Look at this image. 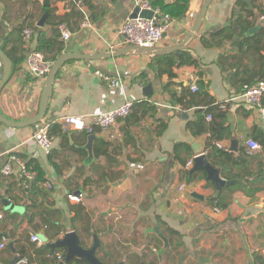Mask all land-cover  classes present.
Listing matches in <instances>:
<instances>
[{
  "label": "crops",
  "instance_id": "obj_1",
  "mask_svg": "<svg viewBox=\"0 0 264 264\" xmlns=\"http://www.w3.org/2000/svg\"><path fill=\"white\" fill-rule=\"evenodd\" d=\"M175 1L167 0L170 4ZM205 1L190 0L187 14L170 22L156 52L151 53L124 43L121 33L142 0H83L92 28L81 27L82 21L73 16L71 0H51L54 14L68 17L73 29L71 38L61 42L59 57H73L58 71L42 121L51 124L67 115L84 116L89 121L92 115L117 108L125 100L142 102L136 113L139 121H122L118 126L121 137L115 140L99 130L93 143L94 160L88 164V140L84 141L82 132L68 133L66 138L54 134L53 147L46 150L35 140L40 123L13 128L0 122V264H19L21 259L29 264H50L46 244L32 242L31 235L50 242L69 231L78 233L85 248H92L97 237L100 245L96 256L105 264H264V147L244 154L253 181L248 190L259 189L254 195L248 190L232 193L223 188L216 197V186L203 171L190 174L194 158L205 154L214 167L221 169V177L230 180L229 176L240 169L224 160L220 152L240 159V147L254 138V129H264V108L245 105L241 96L246 86L235 68H256L251 63L257 57L248 54L234 59L236 36L221 40V45L204 42V38L209 40L224 29H228L226 35L233 29L240 34L233 16L240 0H213L200 30L194 33ZM255 4L253 21L257 23L248 30L250 37L264 28V14L259 13L264 11V0ZM43 8V0H0V49L13 63L24 58L0 91V115L11 123L35 118L46 88L47 79H34L24 67L27 54L37 46L35 27L52 36L48 18L44 27L38 26L46 12ZM21 27L34 29L33 45L24 41ZM241 38L240 34L238 40ZM109 44L114 46L111 51ZM184 53L193 59V65L180 66ZM222 56L229 58L224 65L220 64ZM165 57L176 63L174 78L160 76L166 68ZM0 64L3 75L1 60ZM98 73L118 76L122 84L111 89ZM193 83L199 88L196 93L190 89ZM147 86L150 90L144 93ZM182 97L184 102L189 101L185 107ZM211 100L220 110L213 111L216 116L209 120ZM200 117L206 125L214 123L220 130L229 127L232 137L213 142L208 132L195 136L188 124ZM100 140L112 144L111 157L96 158ZM126 140L128 145L122 144ZM232 140L238 141L237 152L231 151ZM178 144L189 148L179 153L186 166L176 157ZM12 153L27 163L38 164L44 182L32 189L33 185L24 187L16 177L3 176L2 168ZM101 175L106 178L101 179ZM88 178L92 180L85 184ZM235 180L242 181L237 185L246 183L244 179ZM47 183H52V190L46 188ZM71 194L80 195L81 203L71 202ZM221 194L231 198L225 210L211 203ZM3 199L14 208H5ZM47 218L54 223L44 231ZM156 227L168 239L167 248L159 233L151 230ZM10 242L14 250L9 248ZM16 258L18 262L14 263Z\"/></svg>",
  "mask_w": 264,
  "mask_h": 264
},
{
  "label": "trees",
  "instance_id": "obj_2",
  "mask_svg": "<svg viewBox=\"0 0 264 264\" xmlns=\"http://www.w3.org/2000/svg\"><path fill=\"white\" fill-rule=\"evenodd\" d=\"M257 0H251V3L248 4L242 0H240L237 5H236V10L233 13L234 19H235V23L238 26V28H240L241 32V39L238 40V35L235 30H232V34L230 35H226V31L228 29H224L223 31L216 33V34H212L211 35V39L206 40L204 38V42L206 43V45H221V40L225 41V40H232V38L234 39L236 36V42L234 43V48L236 50V54L234 57V59H243L245 57L249 55L251 56H256L257 60L256 62H252L251 65H255L256 68L254 67H246L242 70L241 67L236 66L235 68H237V73L236 75H243V78H240L241 83L243 86H246L245 89H248L252 86H254L255 84H260L263 88H264V28L261 29V31L253 36L250 37L247 35L248 30H250L251 28H254L256 26L257 20L253 21V17L255 15V9H257L256 7V2ZM189 3L190 0H176L174 3L170 4L167 2V0H154L153 1V7L156 9H160V11L163 14H167L169 15L172 19H180L183 16H185L189 10ZM46 11L45 8H43V13ZM48 11L50 12V16L48 17V21L47 24L48 26H51L52 28V36L48 37V35L42 30L40 31L37 27L36 30H38V36L36 38V50L40 51L42 53H44L46 55V58L48 61L54 63L56 62L57 58L61 55L63 47H62V41L60 40V31H59V26L62 24H67V26L70 28V30L72 31L73 29H71V24L68 20V17H57L54 14V10L50 7L48 9ZM72 11H74L73 16L75 18L78 19V21H83V16L82 14L75 8V6L73 7ZM246 12L247 14L245 15ZM259 13L261 15L264 14V11H259ZM252 18V19H251ZM78 24V23H77ZM25 27H21L19 30L22 31L24 30ZM235 35H234V34ZM243 35V36H242ZM245 35V36H244ZM57 51L54 55H52L53 52ZM9 55V54H8ZM167 61L165 63L166 68L163 69L161 71V75L163 74H168L171 78L175 77V73L173 68L176 66V63L173 60H170L168 57H165ZM229 58L227 56H222L220 59V64L224 65V62L227 61ZM24 60V58L21 59H14V67L13 69L16 68V66L18 64H20L22 61ZM193 65L194 61L193 59L186 55L185 53L183 54V57L181 59V63L180 66H184V65ZM244 75H247L248 78H244ZM244 89V90H245ZM181 102L183 104V106L185 107L189 101H185L184 102V98L182 97ZM210 104L208 105V112L207 114H211L212 117H215L216 115L213 113V111L215 110H220L218 105H215V101L211 100L209 102ZM135 104V110L134 113L127 118L126 120L128 124L132 123H136L139 121V117L137 116V108L138 106L142 105V102H134ZM262 108H264V98L262 100L261 103ZM208 115V116H209ZM223 117H226V113L222 114ZM189 129L192 131V133L195 136H200L206 132L211 134V137H213V142L214 141H221L224 139H228L232 137V133L229 130V127H224L223 130H220V127L218 125L213 124H209L206 125L205 119L203 117H200L197 121L189 123L188 124ZM99 132V129L97 128L96 131L94 132V134L96 135ZM68 133L71 132H63L62 128L60 125L55 124L51 126L50 129V135L53 137V135H60L63 136V138H66V136L68 135ZM125 134L126 136H130V131L129 130H125ZM90 134H88L87 132H83L82 133V137L84 139V141L88 140V136ZM253 140H256L260 143V145L262 147H264V129L263 128H258L256 127V129H254L253 131ZM122 144L128 145L127 144V140L124 141ZM211 145V144H210ZM213 145V143H212ZM216 145V144H215ZM112 147V144L109 141L106 140H100L98 145L96 146V151H95V156L96 158H101V157H111V151L110 148ZM213 148V147H212ZM189 151V148L187 145L185 144H178L175 148V154L176 157L179 159V161L186 166V161H184L183 159L180 158L179 153L182 151ZM84 152V151H83ZM85 153L87 154V152L85 151ZM240 153L242 156H240V159H237L234 157V155L232 153L229 152H225V151H221V157L224 158V160H226L227 162H229L230 164H232L233 166L237 167L238 169H240V172H237L235 174H231L229 176L230 180H234V179H244L245 180V184L243 185H236V186H232L230 188H227L226 191L227 192H232L238 189H242V190H248L249 187H251V184L253 183V181H251V177H252V173L250 171V168L248 166V158L245 157L244 154H247L246 148L244 146L240 147ZM29 166H31L37 173H38V177L36 179L35 182L31 183V186L33 185L32 189L35 188V186L42 184L44 182V173L41 169V167L38 164H35L33 161L32 162H28L27 163ZM261 171H260V175H261ZM7 178H11V177H7ZM101 179H105L106 176L105 175H101L100 176ZM90 180H92L91 178H88L85 181V184L87 182H89ZM259 192V189H253L252 191L248 190V193L254 195L255 193ZM211 203L216 206L218 209L220 210H225L229 207L230 203H231V198H229L227 195L225 194H221L218 198H213ZM83 210V206H80L79 210ZM53 221L50 218L45 219L44 221V225H43V229L48 230L51 226H53ZM170 232H174L172 230H169ZM36 235V234H33ZM32 236V235H31ZM55 242V241H50V243ZM48 257L51 261L50 256L55 254V253H62L64 258L66 256V251L64 249H52L49 247H45ZM63 258V259H64ZM51 263V262H50ZM29 264V263H28ZM44 264V262H43ZM68 264H88L83 260H77V259H72Z\"/></svg>",
  "mask_w": 264,
  "mask_h": 264
},
{
  "label": "built area",
  "instance_id": "obj_3",
  "mask_svg": "<svg viewBox=\"0 0 264 264\" xmlns=\"http://www.w3.org/2000/svg\"><path fill=\"white\" fill-rule=\"evenodd\" d=\"M154 0H142L140 7L142 10L152 11L154 16L151 19L142 17L128 18L124 23L121 33L125 38L124 43L141 48H156L158 43L162 40L164 33L166 32L170 22L173 20L169 15L163 14L160 9L153 7ZM71 3L75 8L83 15V21L81 23L82 28H92V22L90 21L83 0H71ZM60 40L67 42L71 36L72 31L66 24L59 26ZM24 41L27 45H33V37L35 31L32 28L24 30ZM114 46L108 45L109 51ZM54 63L47 60L46 55L35 48L27 54L24 61V67L26 71L34 78L38 80L47 79ZM1 69V64H0ZM100 78L108 85L109 88H116L122 84V80L118 76H109L103 73H98ZM2 79V73L0 72V82ZM191 92L196 93L199 91L198 86L193 83L190 86ZM246 106L257 107L261 106L264 98V88L261 85L252 86L244 91L241 96ZM135 110L134 102L125 100V102L117 108L110 109L109 111L101 114H95L90 117L91 120L87 121L84 116L67 115L54 123H46L42 121L38 126L35 140L39 146L46 150H50L53 147V137L50 135V129L52 125L58 124L61 126L63 132H87L88 134H94L98 128L102 132L108 134L110 140H115L121 137L118 126L122 121L129 118ZM209 120L212 116L207 117ZM216 146H220L216 143ZM248 154L261 151L262 146L259 142L249 139L243 143ZM2 175L5 177H16L18 181L24 186L28 187L31 183L35 182L38 173L27 164L19 155L12 153L7 161L6 165L2 168ZM46 188L53 189L52 183H47ZM184 190V186L180 188V191ZM68 199L74 203H81L83 198L80 195H69ZM31 241L37 244H43L37 235L31 236ZM2 248L5 246L2 245ZM50 264H59L64 259L62 253H55L50 256ZM19 264H28L27 259H21Z\"/></svg>",
  "mask_w": 264,
  "mask_h": 264
},
{
  "label": "water",
  "instance_id": "obj_4",
  "mask_svg": "<svg viewBox=\"0 0 264 264\" xmlns=\"http://www.w3.org/2000/svg\"><path fill=\"white\" fill-rule=\"evenodd\" d=\"M213 0H206L200 15L198 16L196 23H195V28H194V33L198 32L200 30V27L202 26L203 20L206 17V13L208 11V8L210 6V4L212 3ZM43 7L46 9V12L44 14V16L42 17L41 21L39 22L38 26L40 28L44 27L45 22L47 20V18L50 16V13L48 11V9L51 7V0H43ZM154 16V13L152 11H148V10H142L140 6H138L135 10L134 13L132 15V18H136V17H142V18H146V19H151ZM255 29L251 30L250 32L252 33ZM148 52L151 53H155L156 52V48H146ZM175 49H173V51H175ZM106 55H101V57L107 58L105 57ZM73 56H69V55H63L62 57H59L56 62L53 65V68L47 78V84H46V88L44 90V93L42 95V101H41V105H40V109H39V113L38 115L33 118L30 121L27 122H23V123H11L8 122L7 120L3 119V117L0 115V122L13 127V128H18V127H22V126H26V125H38L39 123H41L42 120H44L46 112H47V108H48V103L50 100V96H51V91H52V87H53V83L57 77L58 71L61 67V65L67 61L68 59L72 58ZM113 57V56H111ZM0 60L3 62V75H2V79L0 82V91L6 86V84L8 83L11 73H12V69H13V62L12 59L4 52L0 49ZM150 90V87L147 86L144 90V93H148L147 91ZM97 139V136L95 134H90L88 136V143L86 145V150L88 151V158L86 160V164L93 162L94 160V152H93V143L94 141ZM232 145H231V151L237 152L238 151V141L236 140H232L231 141ZM200 147L198 146V149H196V152L199 153L201 152V150L199 149ZM199 171H203L206 176H207V180L211 181L212 183L215 184L216 186V193L215 196L217 197L220 192L222 191L223 188H228L231 187L233 185H237L242 183L241 180H225L221 177V169H217L216 167H214L207 158V155L205 154H200L198 156H196L194 158V165L192 167V169L190 170V174L199 172ZM194 197L203 200V197L198 195V194H193ZM3 203L5 205V208H9L12 209L13 204L10 203V201L8 199H3ZM153 231H156L159 233V237L165 242V247H168V239L162 234L160 233V229L158 227L151 229ZM39 239L46 244L47 247L52 248V249H64L66 251V256L64 258V260L62 262H60L59 264H68L72 259H80L85 261L88 264H105L102 261H100V259L96 256V250L99 247L100 243L98 241V238L95 237V243L93 245L92 248H85L82 245V241L80 236L78 235L77 232L75 231H69L67 233L64 234V236L58 240H56L55 242H48V240L43 237L41 238L39 236ZM9 248L14 250V244L12 242L9 243ZM164 251V249H163ZM18 262V259L16 258L14 263Z\"/></svg>",
  "mask_w": 264,
  "mask_h": 264
}]
</instances>
